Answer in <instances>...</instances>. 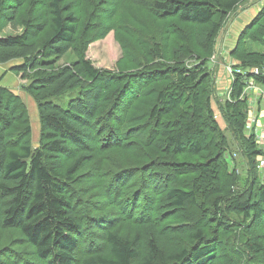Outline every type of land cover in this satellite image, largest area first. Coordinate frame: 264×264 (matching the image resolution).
Here are the masks:
<instances>
[{"label": "trees", "instance_id": "1", "mask_svg": "<svg viewBox=\"0 0 264 264\" xmlns=\"http://www.w3.org/2000/svg\"><path fill=\"white\" fill-rule=\"evenodd\" d=\"M243 1L150 0V7L162 19L175 16L180 23L211 24L208 32L204 29L195 33L198 34L195 42L200 47L209 44V47L205 49L209 53L211 42L221 21ZM18 5L19 2L16 5L9 4L5 11L1 12L6 25L10 24L12 28L22 26L23 29L19 33L0 37V64L14 59H22V63L13 65L10 70L20 75L21 78H27L32 70L46 69L50 65H54L69 49L76 52L78 44L76 42V16L69 1L45 0L49 17L46 23L30 19L18 20ZM217 14H219L220 20L214 22V17ZM260 22L264 23V5L245 28L258 26ZM45 30H48L45 37L36 39V35ZM261 32L264 35V27ZM253 39L255 38L253 37ZM81 54L77 56L75 62L64 65L57 71L42 76H33V80L25 87L26 91L37 99L40 134H43L42 138L46 140V149L67 155L75 154L70 143L79 149H84L91 131L90 120L86 121V119L93 117L108 101L110 106L107 105L102 109L103 120L113 119L116 121L113 118L114 112L118 109L122 99L130 93L135 94V98L138 96L139 100L142 97L139 88H143L141 80L149 78L144 81L149 82L151 78L149 73L143 71L141 76L136 74L120 78L113 76L109 72L94 67ZM234 57L237 56L234 55ZM240 57H246L249 62L244 61L232 70L233 82L230 89V100L226 99L224 104H219V108L228 130L243 146V153L249 159L248 162L253 172L256 167V157L263 156L264 151L259 149L254 135L248 137L244 133L251 108L243 90L250 78L264 86V70H259L258 66L264 63V58L245 55ZM252 69H257V72L255 73ZM190 72L184 71L178 65L170 67L165 71V77L169 73H172L174 77L172 80L167 78L165 80L167 83L161 84L156 89L157 97L149 110V120L156 123V119L170 116V120L158 125L161 136L153 141L156 145L155 149L158 151L164 149L165 152L174 151L180 154L188 149L192 150L193 156H195L204 152L205 148L214 147V141L218 143L219 137L224 138L225 146L228 144L229 140L220 130L204 91L198 92L196 83L188 85L190 80L194 81L197 78V73L194 71L188 78ZM139 81L141 86H135ZM197 81L202 84L206 82L205 78L197 79ZM79 85L77 96L70 99L66 107L59 106L49 100L50 96L60 95ZM113 85H116L115 89L112 87ZM125 85L130 86L125 87ZM179 88L180 90L173 93L175 89ZM185 89L192 102L190 105L192 109L188 114L177 108L180 104L181 94ZM104 93H109L106 98L103 97ZM202 103L205 104L202 105ZM108 114L110 115L108 116ZM126 116L124 115V118ZM134 118H139V115ZM15 120L16 117L12 109L7 106L4 100L3 88L0 87V196L4 200L0 202V224L3 228L18 230L27 244L32 247L34 257L40 261L46 262V264H76L74 251L81 240L82 229L79 221L71 213L72 204L67 195L66 181L61 180L60 176L62 174L71 179L73 172L87 159V155L75 156L72 164L67 168H62L58 161L54 160L46 165L42 160L43 154L40 149H34L31 145L21 143L17 139L9 141V130ZM99 120H102V117ZM121 126V124L118 126L119 130ZM24 130H29V126L27 125ZM118 135L120 136L121 133H117ZM207 156L209 157L206 158V161H202L198 165L191 163L186 167L180 161L173 163L171 166H175L177 174L196 171V169L197 173L183 179L182 183L177 186L167 189L165 196L173 207L193 206L202 210L205 202L213 200L211 196L222 193V199L216 197L213 200L214 214H212V218L216 225L213 232L208 233L200 224L192 226L191 218H188L187 224H185V227H188L184 236L185 242L180 246H175L174 249L170 245V242L174 241L172 239L173 232L159 229L153 219L147 220L143 224V229L136 228L123 233L117 229H109L110 220L120 222L123 218H127V213L138 215L134 208H130L123 215H120L117 210H113L111 216L105 214L103 219L98 220V226L100 224V227L105 228L101 236L96 234V237H99L98 241H102L103 247L84 256L78 264H237L233 259L226 258L227 254L223 250L227 245H223L220 238L223 232L221 229L225 230L224 224L230 220L226 213L230 212L238 216L242 215V220L244 218L246 234L244 247L250 249L251 252L264 249L263 241L253 233V226L262 222L261 218L264 216V176L259 181L253 175L255 182L248 183L245 189L235 191L232 188V191L228 189L224 194L225 186L221 181V173L226 174L223 173L225 170L221 172L222 166L217 163V153ZM147 163H143L144 168ZM148 166L140 173H144ZM98 170L100 169L93 168L91 173L94 175ZM128 172L126 174L136 173L135 171ZM117 175L113 177L115 182L121 179ZM160 178L164 182L167 181V175ZM232 183L234 187H240L237 180ZM134 184L138 183L134 182ZM113 185V183H109L108 187ZM142 188L143 186L135 187L133 195H119L120 199L113 195L112 206L120 200L130 197L144 212H146L145 210L151 212L154 195L148 196L143 190L146 193L143 196ZM157 189H160L159 185H155V195H157ZM223 206L226 210L218 212L216 221L215 211ZM198 219L204 222V225L209 222V216L206 215L199 216ZM94 226H97L96 223ZM177 229L181 230L180 227ZM143 238L147 239L144 249L142 248ZM220 250L223 252L222 261H218Z\"/></svg>", "mask_w": 264, "mask_h": 264}, {"label": "rangeland", "instance_id": "2", "mask_svg": "<svg viewBox=\"0 0 264 264\" xmlns=\"http://www.w3.org/2000/svg\"><path fill=\"white\" fill-rule=\"evenodd\" d=\"M0 1V37L19 33L23 29L22 26L12 28L10 24H5L1 12L5 11L9 4L16 5L19 2L17 7L18 20L30 19L31 21L46 23L49 18L45 0ZM67 1L70 2L76 16V42L78 43L76 52L69 49L54 65H50L46 69L32 70L27 78H21L20 75L10 70L13 65L22 63V59L2 63L0 64V87L3 88L7 106L12 109L16 117L9 130V141L12 142L17 139L21 143L31 145L34 149H40L44 164L48 165L51 160H54L58 161L62 168L69 167L75 156L87 155V159L75 169L71 179L62 174L60 176L61 180L66 181L67 195L72 204L71 213L79 221L82 229L80 233L82 241H79L74 251L76 264L87 254L103 247L102 241H98L99 237H96V234L101 236L105 228L100 227V224L98 226V220L103 219L105 214L111 216L113 210H117L120 215H123L130 208H134L138 215L127 213V218H123L120 222L110 220L109 229H117L122 233L136 228L143 229V224L147 220L153 219L159 229L173 232V237H171L174 241L172 240L170 245L174 249L175 246H180L185 242L184 236L188 231L185 224H187L188 218H191L192 226L200 224L208 233L213 232V228L216 227L213 222L214 218H212V214H214L213 200L216 197L222 199V193L211 196L213 200L205 202L202 210L193 206L173 207L167 200L165 193L170 187L177 186L182 183L183 179L197 173L196 169V171L177 174V170L174 169L175 166L172 167L173 163L180 161L186 167L191 163L198 165L200 162L206 161V158L209 157L207 155H214L215 153H217V163L222 166L221 172L225 170L223 173H226H221V181L225 186L224 194L228 189L232 191V188L235 191L245 189L248 183L255 182L253 175L257 180H262L264 176V163H261L262 156L256 157V167L253 173L248 162L249 159L243 153V146L227 128L219 104H224L226 99L230 100V89L233 82L232 70L244 61L249 62L246 57L240 56L264 58V35L261 34L264 23L260 22L258 26L245 28L254 18L256 12L264 5V0H244L230 11L221 21L211 42L209 53L205 50L209 44L202 47L198 46L195 42L198 34L195 33L204 29L208 32L211 24L180 23L175 16L162 19L151 9L150 0ZM219 20L220 16L217 14L214 17V22ZM47 31L36 35V39L44 38ZM156 43H158L157 47ZM80 54L83 58L88 59L94 67L109 72L113 76L120 78L128 77L131 74L140 75L143 71L149 73L151 78L149 82H144L149 78L144 81L141 80L143 88H139V91L142 92V97L139 100L137 99L138 96L135 98V94L130 93L122 99L118 109L114 112L113 118L116 121L113 119L110 121L103 120L104 112L102 109L107 105L110 106L108 101L93 117L86 119V121L90 120L91 131L84 149H79L70 143L75 154L67 155L46 149V140H43V134H40L41 126L37 99L29 94L25 87L33 80V76L50 74L64 65L72 64ZM177 65L184 71L197 73V78L194 81L190 80L188 85L196 83V90H199L200 93L204 91L205 96L209 99L218 126L229 140L226 146L224 138L219 137V144L214 141V147L205 148L204 152L195 156H193L192 150L188 149L180 154L174 151L165 152L164 149L161 151L155 149L156 145L153 141L161 136L158 125L170 120V116L160 117L156 119L157 122L155 123L149 120L148 113L156 100V89L161 84L167 83L165 81L167 78L172 80L174 77L172 73L165 77V71ZM258 66L259 70H264V63ZM252 71L255 72V69ZM191 72L188 74V78ZM200 78H205L206 82L204 84L198 82L197 79ZM139 85L140 81L135 86ZM256 85L259 84L250 78L243 90L248 103L251 101L250 96L253 98V95L249 93L254 90ZM129 86L125 85V87ZM79 87L80 85L60 95L50 96L49 100L59 106L66 107L68 101L77 96ZM112 87L115 89L116 85ZM178 90L180 88L175 89L173 93ZM185 91L186 89L181 94L180 104L177 108L188 114L192 109L190 106L192 102L189 93ZM108 94L104 93L103 97L106 98ZM257 97L264 98V94L259 93ZM249 106L252 107L250 103ZM251 114L250 111L244 133L248 137L254 135L259 149L264 151V140H259V136L255 133V125L250 124ZM124 115H127L126 118ZM136 115H139V118H134ZM99 116L102 117V120H99L101 119V117L98 118ZM117 121H120L119 124ZM120 124L122 126L119 130ZM27 125L29 130L25 131L24 128ZM101 126L102 128H100ZM117 133H121V135L117 136ZM54 136L57 137V135ZM67 143L69 144V142ZM145 162H148L146 165L149 166L141 174L140 171L147 167L144 168L143 163ZM93 168L100 170L95 171L93 175L91 173ZM128 171H135L136 173L126 174L129 173ZM157 172L160 174L157 175ZM116 175L121 179L115 182L113 177ZM163 175H167L166 182L160 178ZM235 180L239 182L240 187L232 185ZM134 182L138 184H134ZM109 183H113L114 187H108ZM155 185H159L160 188L157 189V195L154 194ZM139 186H143L141 191L144 190L148 196L154 195L151 212L145 209L146 212H144L130 197L120 200L112 206L113 195L119 199V195H133L135 187ZM144 191L143 196L146 195ZM1 201H4L2 196H0ZM222 210L225 212L226 208L223 206L215 211L217 214L216 221L218 212ZM205 215L209 216V222L204 225V222L198 218ZM226 216L230 220L224 224L225 230L221 229L223 232L220 237L221 243L227 245L223 250L227 254L226 258L233 259L237 264H264V249L251 252L250 249L244 247L246 234L243 216L231 212L226 213ZM262 217V222L253 226V233L260 237L264 247V216ZM94 223L97 226H94ZM177 227H180L182 231H178ZM143 239L142 248L144 249L147 239ZM176 239L177 242H175ZM220 251L218 261L223 260V252ZM0 264H46V262L34 257L32 247L27 244L18 230L3 228L0 224Z\"/></svg>", "mask_w": 264, "mask_h": 264}, {"label": "crops", "instance_id": "3", "mask_svg": "<svg viewBox=\"0 0 264 264\" xmlns=\"http://www.w3.org/2000/svg\"><path fill=\"white\" fill-rule=\"evenodd\" d=\"M259 93L264 94V86L256 85L254 90H252L249 93L250 95H253V98L252 96H250L251 101L249 102L252 105L251 107L252 119L250 124L252 126L255 125V133L259 136V140L262 141L264 140V98L262 97L258 98L257 96L259 95Z\"/></svg>", "mask_w": 264, "mask_h": 264}, {"label": "built area", "instance_id": "4", "mask_svg": "<svg viewBox=\"0 0 264 264\" xmlns=\"http://www.w3.org/2000/svg\"><path fill=\"white\" fill-rule=\"evenodd\" d=\"M255 72H257V69H255ZM250 84H252V82H250ZM261 163H264V154H263V156L261 158Z\"/></svg>", "mask_w": 264, "mask_h": 264}, {"label": "bare ground", "instance_id": "5", "mask_svg": "<svg viewBox=\"0 0 264 264\" xmlns=\"http://www.w3.org/2000/svg\"><path fill=\"white\" fill-rule=\"evenodd\" d=\"M3 8V7H2Z\"/></svg>", "mask_w": 264, "mask_h": 264}]
</instances>
